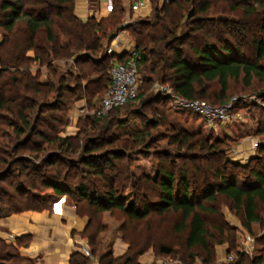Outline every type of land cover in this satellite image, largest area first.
Returning a JSON list of instances; mask_svg holds the SVG:
<instances>
[{
	"label": "trees",
	"instance_id": "trees-1",
	"mask_svg": "<svg viewBox=\"0 0 264 264\" xmlns=\"http://www.w3.org/2000/svg\"><path fill=\"white\" fill-rule=\"evenodd\" d=\"M154 3L157 6L153 18H139L124 28L130 30L131 37L137 42L134 59L138 68L149 63L150 73L167 72L164 78L174 93L188 100H213L223 104L229 97L232 80L241 81L245 88L255 84L264 87V0H235L231 6L233 9H241L244 16H255L260 12L263 14L259 36L252 39L255 49L252 59L244 58L239 45L232 42L235 40V28L243 26V22L232 24L220 21L225 29L219 33L213 30L214 20L210 19L215 4L213 0H165L160 4L155 0ZM185 5H190L191 9L187 15L189 32L178 34L186 16ZM126 13L119 0L113 11L101 18L95 15L80 18L75 12V0H0V140L4 137L9 139L6 146L0 144V149L8 148L7 155L12 159L21 149L46 152L43 156L35 157L40 160L38 163L17 158L12 161L10 169L0 174V181H3L15 165L20 167L23 162L29 163L25 168L27 179L23 185L14 186L13 194L3 193L5 199L0 196V218L27 210L48 208L51 198L39 194L40 188L48 187L58 197L71 193L69 183L77 177L78 168L83 167L81 173L84 177L87 174L95 175L104 185L93 187L90 181L86 183L81 179L75 187L79 198L74 204L80 213L89 214L81 210L80 202L85 201L86 206L92 208L89 215L92 222L98 214L112 209L126 210L130 221L144 220L152 209L154 213H179L181 220L176 231L183 234V249L179 252L173 246L160 245L159 254L180 256L182 264H195L194 259L198 257L202 264H216L214 237L209 233L206 217L219 215V199L223 198L229 203L248 230H251L253 223H260L264 216V140L259 144L258 156L252 158L250 163H234L227 159L213 173L217 182L207 183L202 189L191 185L184 168L179 170L181 178L177 180L173 170L161 165L159 175L153 181L148 177H136L130 171L128 175L125 169L126 177L131 178V188L138 191L142 188L144 191L137 201L140 209L134 205L125 209L124 202L116 198L118 186L115 180L121 169L112 163V159L122 162L126 158L129 161L136 146L144 144L149 147L150 143H155L151 129L158 127V123L161 124L165 118L158 119V122L155 119L145 121L144 128L128 133L133 138L132 143L121 142L119 139L122 136L118 134L109 143L120 141L122 146L105 153H100V148L95 145L89 146L92 143L89 129H95L108 115H94L82 120L81 130L75 136L60 135L62 128L69 122V112L75 102L82 99L91 101L97 95L106 94L112 83L109 73L114 64L131 59L127 55L100 56L102 39L110 40L123 29ZM21 20H24L22 24L19 23ZM198 32H201V36H195ZM184 47L191 50L193 59L189 58ZM69 58H73L78 74L68 72L58 75L59 69L55 68L54 61ZM43 67L48 69V76L53 75L57 79L56 82L41 79ZM101 77H104L103 82H100ZM143 97L144 93L139 92L137 98ZM150 97L149 100H146L148 97L143 99L146 106L162 101L160 96ZM52 98L54 100L50 101ZM168 99L172 98L168 96ZM123 106L111 112L119 111ZM258 108L257 134L264 137V108ZM142 115V112L133 114L135 117ZM114 119V126H125L124 117ZM111 123L109 121L102 128L107 129ZM6 127L12 130L5 132ZM147 127L150 129L147 130ZM82 135L85 137L82 138ZM175 135L174 141L181 147L195 149L196 145L192 144L193 135ZM202 147L214 151L219 149L205 141ZM80 149L81 153L76 157ZM219 151V154L223 152ZM1 161L6 162L0 158ZM242 171L248 174L241 183L226 174L228 172L237 176ZM146 184L155 188L157 200L147 199V188L143 187ZM92 190L93 194H90ZM99 193H103L104 200L99 198ZM138 196L136 194V198ZM100 231L87 230L84 236L93 245ZM220 231L223 234L225 230L221 227ZM126 240L130 243L126 255L116 257L109 250L100 257L99 264H140L136 262L138 256L156 243L154 238L148 237L140 244L137 239ZM25 243L23 239H19L16 244L0 239V264H37L36 260L21 254L20 247ZM92 249L93 256L95 249ZM237 256L235 264H264L263 254L248 258L238 252ZM89 259L91 257H86L80 251L74 252L70 264H91Z\"/></svg>",
	"mask_w": 264,
	"mask_h": 264
},
{
	"label": "rangeland",
	"instance_id": "rangeland-1",
	"mask_svg": "<svg viewBox=\"0 0 264 264\" xmlns=\"http://www.w3.org/2000/svg\"><path fill=\"white\" fill-rule=\"evenodd\" d=\"M116 1L117 0H111L112 10L114 9ZM119 1L123 3L122 0ZM140 1L141 0H133L135 3H139ZM81 2H83L82 8L85 5L84 7L86 8L84 9L89 13L97 12L95 10L100 11L99 15L107 12V10L102 12L101 8V4L105 5V0H102V2L101 0H87V2L86 0H75V12L76 9H78L77 7L82 4ZM154 2L155 0H151L149 6L150 10L147 11V14L143 13L147 18H153L154 16V8L157 6ZM157 2L159 4L161 3L160 0H157ZM213 2L215 3L216 0H213ZM233 4H235V0H220L214 4L210 16V19L214 20L213 30L219 33L225 29L224 26L219 23L220 21H228L232 22V24L238 21L243 22V26L235 28L236 32L233 37L235 40H232V42H236L239 45L240 53L244 58L252 59L255 56L252 39L259 36V24L262 21L263 14L260 12L255 16H244L241 9H233L231 7ZM190 10V5H185L184 14H186V16L183 19V25L180 27L178 34L189 32V29H187V15L191 12ZM76 13L80 15V18L86 17L85 15H81L84 13L81 10ZM130 15L129 12L126 13L125 20L123 21V29L116 32L115 36L120 34L122 35L120 37L124 36L125 39L133 42L130 30H125L124 28L145 16L139 15L132 17L133 11ZM23 21L24 20H21L19 23L22 24ZM200 34L201 32H198L195 36H199ZM223 35L225 36L224 33ZM1 39L2 30L0 29V41ZM113 41V38L110 40L107 38L102 39L103 46L100 51V56L103 57L106 54L111 55L109 54V48ZM184 49L189 58L193 59L191 50L187 47H184ZM107 63L111 64L110 61ZM53 64L55 68L59 69L58 75L67 74L68 72H72L74 75L78 74V68L75 66L73 58H69V60L57 59ZM138 69L140 71L139 92L144 93V97L137 98L135 101L124 105L119 111L115 110L111 112L104 120H101L100 123L96 125L95 129H89L90 135L92 136V140L90 141L92 143L89 144V146L95 145L97 148H100V153H105L108 150L110 151L113 148L122 146V141H129L132 143V136H128L127 134L135 133L140 128H144L145 121L155 119L158 122V119L165 118V121H162L161 124L158 123V127L151 129V133L155 136V143H150L149 147H146L144 144L136 146L134 149L135 152L132 153L133 155H131L129 161L126 158H123L122 162H119L117 159H112V163L117 164L118 168L121 169L120 172L118 171L119 176L117 180H115L118 186L116 198L119 202H124L126 206L125 209L132 207V205L140 209L141 207L138 205L137 201L141 197L140 194L144 192L142 188L139 191L131 188V178L126 177L127 174L129 175V171L136 177H148L153 181L157 179V175H159L158 170L161 165H163L166 169L173 170L178 180L181 178L179 170L184 168V170L188 172L191 185L202 189L207 183L217 182V178H215L213 173L217 168L222 167L227 159L234 163L248 164L251 162L252 158L258 156L259 144L264 140L263 136L257 134L259 126L258 117L260 113L258 107L264 108V87L255 84L251 88H245L241 81L232 80L227 102L221 104L219 102H212L213 100H202L216 106L232 102L233 108L230 110V114L233 115V121L227 124L217 122L212 125L201 115L193 111L181 110L175 105L172 100L174 91L164 78L167 72L152 74L150 73L149 63L141 65ZM42 74V80H47L49 82L57 81L53 75L48 76V69L46 67H43ZM110 76L109 73V77ZM103 80L104 77H101L100 82H103ZM146 88L148 89L146 90ZM216 92L219 93V90ZM151 95L152 97H154V95L157 98L161 97L162 101L146 106L143 99L148 97L146 100H149ZM104 96L105 94L97 95L93 100L91 99V101L85 100L82 105H80V103L77 105L78 101L75 102L69 112V122L62 128L60 135L75 136L81 130V121L94 116L92 109L97 106L96 104L101 101ZM168 96L172 99H168ZM53 100L52 98L50 101ZM140 112L143 114L141 117L133 116V114H139ZM116 117H124L126 121L124 124L125 126H114L116 122L114 118ZM109 121L112 123L107 127V129L109 128L108 131L102 127L108 125ZM148 129L150 128L147 127V130ZM5 130L9 132L12 129L6 127L4 131ZM178 133H189L193 135L194 139L192 140V144L196 145L195 149L181 147L178 142L174 141L176 137L175 134ZM118 134L122 136V139H119L121 142L116 141L110 144L109 140L117 138L116 136ZM81 137L84 138L85 135ZM2 140H4V142H2ZM8 140L7 137H4L0 140V144L5 145ZM203 141H205L206 144H214L216 148L219 149H217V151H214V149H204L202 147ZM255 142L258 143L257 147L254 146ZM6 150H8V148L0 149L1 160H6V162H0V174L10 169L11 163H13L12 161L15 159L17 160V158H24L38 163L40 160L35 157L37 155L43 156L46 153L45 151L36 152L34 150L21 149L12 159V157H8ZM219 150L223 152L219 154ZM80 153L81 149L78 150L76 157H78ZM261 156L263 155L261 154ZM28 164L29 163L23 162L20 167L15 165V167L11 169L9 176L3 181H0V196L3 199H5L4 195L2 196L3 193L13 194L15 192L14 186L23 185L24 181H26L27 176L25 175L27 174V170L25 168L28 167ZM252 164L254 165V163ZM81 169H83V167L78 168L77 177L71 179L69 183L72 190L71 193H66L62 197H58L54 195L50 188H40L38 191L39 194H44L51 198L48 202L49 206L46 209L53 212L55 209L58 210L60 204L64 202L71 206H76L74 201L79 197L76 195L75 187L81 179L86 183L90 181V185L93 187L104 186L102 184L103 181L95 175L87 174V177H84L81 173ZM125 169L128 170L127 174ZM242 172L243 173L237 176L235 174L231 175L228 172L226 174L228 176H233V179H235L237 183H241L245 175L248 174L246 171ZM143 187L147 188L148 200H157L155 188H153L151 184L143 185ZM89 193L93 194V190L92 192L89 191ZM136 194H139L137 198ZM98 196L104 200L103 193H99ZM197 198L199 199V197ZM218 204L220 207L219 215L206 217L209 233L214 237L213 240L217 253L216 264H235L238 252L244 253L248 258H253L260 254L264 255V216H262V221L260 223H253L251 230H248L243 225L239 216L231 209L229 203L225 202L223 198H220ZM80 206L82 211H88L89 213H80L76 206L78 213L88 218L84 230H89V232L101 230L97 234L95 244L92 245L88 238L86 239L87 243L82 244L90 248L91 259H89V261L91 264H99L100 257L109 252V250H112L113 255L116 257L126 255L130 248V243L126 238L137 239L140 244L143 243L147 237L151 239L154 238L156 243L152 244V247L138 256L136 262L140 264H182L180 256H164L158 252L160 245L173 246L179 252L182 251L184 242L183 234H179L176 231V226L181 220L179 213H154L152 209L150 215L144 220L130 221L125 213L126 210L112 209L111 211L98 214L92 222L89 216L92 208H88L85 201H81ZM221 227L225 230L223 234L220 231ZM92 248L95 249L93 256ZM194 260L195 264H202L201 258L198 257ZM10 262L13 263V261Z\"/></svg>",
	"mask_w": 264,
	"mask_h": 264
},
{
	"label": "crops",
	"instance_id": "crops-1",
	"mask_svg": "<svg viewBox=\"0 0 264 264\" xmlns=\"http://www.w3.org/2000/svg\"><path fill=\"white\" fill-rule=\"evenodd\" d=\"M122 1L129 15L133 11L132 17L145 16L143 13L147 14V11L150 10L147 7H137L138 3L133 2V0ZM81 3L76 12L79 10L86 12L85 5L82 8L83 2ZM101 8L102 12L104 10L107 12L99 15L100 11L95 10L98 13L91 12L88 16L95 15L97 18H101L108 16L113 11L107 0H105V5L101 4ZM118 36L119 49L127 50L130 46L136 47L134 38L133 42H130L124 36L120 37L122 36L120 34ZM84 102L85 99L79 100L77 105L79 103L82 105ZM87 219L78 213L76 206H71L66 202L61 203L59 209H55L53 212L49 209H43L13 213L0 218V239L12 244L23 239L26 243L20 247L21 254L36 260L37 264H70L71 255L80 251V246L87 243V238L84 236L86 231L84 226ZM40 259L41 262L38 263Z\"/></svg>",
	"mask_w": 264,
	"mask_h": 264
},
{
	"label": "built area",
	"instance_id": "built-area-1",
	"mask_svg": "<svg viewBox=\"0 0 264 264\" xmlns=\"http://www.w3.org/2000/svg\"><path fill=\"white\" fill-rule=\"evenodd\" d=\"M161 3L164 0H160ZM108 4H112L111 0H107ZM151 0H141L137 7L139 8H149ZM85 16H88L89 12L82 13ZM117 34L115 38L113 37V42L109 48V54L123 56L128 55L131 59L126 62H117L114 64L112 70L110 71L112 83L109 87V90L99 101L93 109L92 113L98 117L107 116L114 108L123 106L132 101H135L139 93V79L140 71L138 69L137 62L135 61L136 56V47L130 46L127 50L123 48L119 49L117 43ZM166 90V89H165ZM173 102L181 110L193 111L201 115L207 122L210 124H215L217 122L230 123L233 121V115L230 114V110L233 108L232 102L226 103L221 106H216L208 104L202 100H188L177 96L173 93ZM84 109V108H83ZM254 146L257 147L258 143L255 142ZM80 252L86 257L91 256L90 248L87 245L80 246ZM41 262V259L38 263Z\"/></svg>",
	"mask_w": 264,
	"mask_h": 264
}]
</instances>
